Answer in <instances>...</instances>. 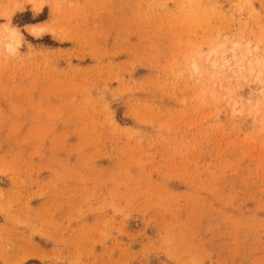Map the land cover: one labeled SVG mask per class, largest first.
<instances>
[{
	"label": "rangeland",
	"instance_id": "obj_1",
	"mask_svg": "<svg viewBox=\"0 0 264 264\" xmlns=\"http://www.w3.org/2000/svg\"><path fill=\"white\" fill-rule=\"evenodd\" d=\"M0 264H264V0H0Z\"/></svg>",
	"mask_w": 264,
	"mask_h": 264
},
{
	"label": "bare ground",
	"instance_id": "obj_2",
	"mask_svg": "<svg viewBox=\"0 0 264 264\" xmlns=\"http://www.w3.org/2000/svg\"><path fill=\"white\" fill-rule=\"evenodd\" d=\"M6 31H8L7 33L9 39V42L6 43V50L10 52L15 50V45L18 44L20 37L15 29H8ZM32 31L37 35L42 32V28L36 26L32 29ZM2 38L5 37L2 35Z\"/></svg>",
	"mask_w": 264,
	"mask_h": 264
}]
</instances>
